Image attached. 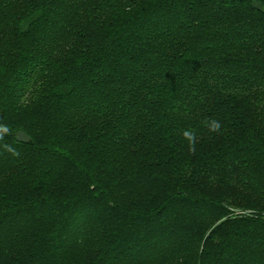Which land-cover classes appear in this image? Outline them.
Here are the masks:
<instances>
[{"label": "trees", "instance_id": "1", "mask_svg": "<svg viewBox=\"0 0 264 264\" xmlns=\"http://www.w3.org/2000/svg\"><path fill=\"white\" fill-rule=\"evenodd\" d=\"M0 264H264V0H0Z\"/></svg>", "mask_w": 264, "mask_h": 264}, {"label": "clouds", "instance_id": "2", "mask_svg": "<svg viewBox=\"0 0 264 264\" xmlns=\"http://www.w3.org/2000/svg\"><path fill=\"white\" fill-rule=\"evenodd\" d=\"M206 126L208 127L210 132H215V133H219L222 127L221 123L218 120H211L210 122H208ZM183 136L188 141L189 151L194 153L195 145H196L195 134L185 130L183 132Z\"/></svg>", "mask_w": 264, "mask_h": 264}, {"label": "rangeland", "instance_id": "3", "mask_svg": "<svg viewBox=\"0 0 264 264\" xmlns=\"http://www.w3.org/2000/svg\"><path fill=\"white\" fill-rule=\"evenodd\" d=\"M237 213H243V214H247L249 212V210H236Z\"/></svg>", "mask_w": 264, "mask_h": 264}]
</instances>
